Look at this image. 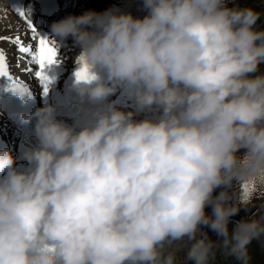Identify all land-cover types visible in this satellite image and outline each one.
Wrapping results in <instances>:
<instances>
[{"label": "clouds", "instance_id": "9594fccd", "mask_svg": "<svg viewBox=\"0 0 264 264\" xmlns=\"http://www.w3.org/2000/svg\"><path fill=\"white\" fill-rule=\"evenodd\" d=\"M143 8L50 25L57 50L69 38L79 49L73 123L45 102L19 114L35 141L20 157L0 146V264H215L218 251L250 264L264 239L261 12L238 0Z\"/></svg>", "mask_w": 264, "mask_h": 264}, {"label": "rangeland", "instance_id": "374dc122", "mask_svg": "<svg viewBox=\"0 0 264 264\" xmlns=\"http://www.w3.org/2000/svg\"><path fill=\"white\" fill-rule=\"evenodd\" d=\"M29 1L32 2V0H28V5H33L37 2L33 1V3H29ZM66 2H70V0H65ZM73 3L70 5L69 12H72L73 15L79 16L83 14L86 11H96V12H103L107 9H118L121 13H131L134 17L142 18L146 15V11L143 8V0H72ZM35 2V3H34ZM45 4H50L53 2L52 0H42ZM238 3L242 7H252L256 11L261 12L260 19L257 22V28L260 30H264V0H238ZM231 6V5H230ZM11 7V8H10ZM13 14H12V13ZM21 12V9L18 8V13ZM17 14V13H16ZM9 16V17H7ZM15 20V21H14ZM11 21V22H10ZM12 23V24H11ZM20 25L19 22L16 21L14 10L12 9V6L9 3V0H0V37H10L18 35L21 37L23 33H21L17 28ZM8 40H2L0 39V49L7 50L8 55L4 53V56L7 60V68H3V72L5 73H11L14 76H22L20 80L22 83H24L27 86H31L30 89H32L36 95L37 101L41 106L44 105L45 102L51 103L55 102V99L53 96L56 92L60 93L62 90V87L64 84L70 79V76L73 75V72L76 71L77 65H76V56L79 52V49L73 45V41L71 38L68 39L67 49L68 52L66 53V57L64 58V62H68L69 60L72 62L70 65V69L65 71L61 69L58 71V73H55V77L52 79L50 78V83L47 85L45 84V81L41 79L39 76L36 75L40 71V67L32 72H25L24 67L17 64L18 61L21 63L20 58L16 57L13 53V50L11 49V46L7 44ZM63 47V45H62ZM10 48V49H9ZM60 48L59 50H61ZM67 51V50H66ZM19 65V66H18ZM69 65V64H68ZM2 78L6 79L7 82H9V78L7 75L3 74L0 75ZM19 78V77H15ZM48 87L47 95H44V87ZM118 101V106L124 110L129 111L133 110L132 101L128 100L127 97L123 96L120 92L116 93V98ZM1 114H4L0 112ZM70 120L66 121L69 125L73 123V117H69ZM144 114H140L139 116L134 117V119H143ZM5 122V118L0 116V127H3V123ZM18 141L21 145V147H26L29 142L31 141L34 143V137L28 134L20 135L18 136ZM8 142H12V139H8ZM258 203V202H256ZM209 213H211V209H207ZM256 209L253 207L251 209H245L241 208L239 213L231 218V221L229 223V230L231 231L234 226L235 222L239 221L241 219H244L248 216H251ZM208 231V235L212 240H217L218 237L214 232H212L210 229H206ZM249 255L251 257L250 264H264V239L259 240H253L252 243L249 246ZM215 264H237V262L231 258H225L220 251L217 252V257Z\"/></svg>", "mask_w": 264, "mask_h": 264}, {"label": "bare ground", "instance_id": "6f19581e", "mask_svg": "<svg viewBox=\"0 0 264 264\" xmlns=\"http://www.w3.org/2000/svg\"><path fill=\"white\" fill-rule=\"evenodd\" d=\"M33 1H35L37 3L34 2L35 4L30 6L27 4L28 0H24L25 10L22 13V15H19V17H18L19 21L22 23V27L24 29L29 30V33L35 38L32 41V43H30L26 46V48H28L29 46L38 48L39 47V40L41 37H46L48 39V36L50 35V25L54 21H58L60 19H63L64 17L68 16L66 14V10H64V9L60 10L58 13H56L57 8H56V4L54 3L53 0H52L53 2L51 3V5L45 4L44 2H42V0H32V2L29 1V3H33ZM19 3H20L19 1H16V5H20ZM44 6L47 7V9H48L47 12H45L44 14H38L35 17V21H34V23H35L34 26H37L36 23L39 20L43 21V23H44L43 27L41 29V34H37L35 30H32L31 26L26 25L25 20H26V17L29 15L30 11H32L34 9L35 10L36 9H42ZM62 11H64V12H62ZM7 17H9V16H7ZM25 42H27V43L29 42L28 38L25 39ZM56 51H57L56 60L59 63H56L55 67H52V68H58L60 66V63H64L63 55L66 52V50H64V49L57 50L56 49ZM27 61L30 64L29 67L31 68V71L37 69L38 63H34V62L30 63L31 58H28ZM2 77L0 76V99H3L4 96H10V97L12 96V94L9 93L6 89L5 90L3 89L4 87L8 88L11 85V81L9 80V82H7L6 79H4ZM73 79H74V75L71 76L68 83L66 84V88L64 90L66 95H69L70 85H71ZM22 95H23V90H22ZM113 96H111L109 99L111 100L113 98ZM17 101H18V103H17ZM22 105H24V107H22ZM31 106L28 102H25L24 99H21L20 96H18L16 98L13 97L12 101H10V102H8V101L6 102L5 100L0 102V109L5 112V116L10 117V119L13 121V122H10L9 120L5 119V122L2 124L3 127L2 126L0 127V146L1 145L7 146L9 149L10 148L15 149L17 147V145L19 144L17 133L19 132V128H22L24 126V124H22L20 122L19 114L22 112L23 113H31L32 112ZM69 107H71V108L75 107V104L72 103L70 101V99H68L67 108H69ZM8 139H12V142L9 143ZM18 157H20V151L18 152Z\"/></svg>", "mask_w": 264, "mask_h": 264}, {"label": "snow or ice", "instance_id": "6c2138e0", "mask_svg": "<svg viewBox=\"0 0 264 264\" xmlns=\"http://www.w3.org/2000/svg\"><path fill=\"white\" fill-rule=\"evenodd\" d=\"M2 40H8L12 43L18 44L19 51L20 52H30L31 46L28 48H25L21 42V38L19 36L15 37L13 39L12 37H0ZM57 51L56 48L50 40H48L46 37H41L39 40V47L35 52H31V61L30 63H38L40 67V71L36 73L37 76H39L41 79L45 81V84L47 85L50 83L49 76L44 75V73L48 70L49 66L56 64ZM5 63V57L3 50L0 49V75H3V66ZM19 66V65H18ZM24 71H31L30 67H26ZM44 93L46 94L48 91V87L45 86L43 89Z\"/></svg>", "mask_w": 264, "mask_h": 264}]
</instances>
